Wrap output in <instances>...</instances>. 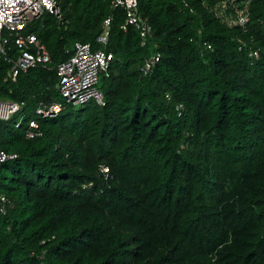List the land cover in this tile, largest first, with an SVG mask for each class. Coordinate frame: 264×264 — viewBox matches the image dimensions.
<instances>
[{
    "label": "trees",
    "instance_id": "obj_1",
    "mask_svg": "<svg viewBox=\"0 0 264 264\" xmlns=\"http://www.w3.org/2000/svg\"><path fill=\"white\" fill-rule=\"evenodd\" d=\"M138 1L153 28L144 45L111 0H59L61 18L32 27L52 68L5 80L11 63L0 58V98L25 102L30 119L62 100L55 67L74 43L103 48L115 16L104 105L65 104L38 119L35 138L17 115L0 120V147L18 154L0 168V264H264V0H253L247 31L202 1L194 12Z\"/></svg>",
    "mask_w": 264,
    "mask_h": 264
},
{
    "label": "built area",
    "instance_id": "obj_2",
    "mask_svg": "<svg viewBox=\"0 0 264 264\" xmlns=\"http://www.w3.org/2000/svg\"><path fill=\"white\" fill-rule=\"evenodd\" d=\"M193 1H202L209 12L228 28L247 31L253 0H181V8L194 12ZM111 9L123 11L124 22L120 28L128 31L133 26L143 45L152 36L153 28L140 13L138 0H111ZM49 13L61 18L59 0H0V58L11 63L5 80L16 81L20 73L32 68H52V57L47 45L32 30L33 24ZM114 19L112 13L103 21L102 33L97 37V43L103 48L94 49L90 42L77 41L74 43L73 54L55 67L59 78L56 88L61 94V101L41 102L33 110L35 116L29 119L28 114L23 112L25 102L0 98V120L9 121L17 115L16 127L26 121L27 137L35 138L42 135L38 119L58 116L65 104L80 106L95 100L104 105L105 94L98 84L102 75H109L111 62L115 58L113 53L105 49ZM249 56L252 61L257 60L260 58V50L251 49ZM160 57L159 53L147 57L141 67L142 74L147 75ZM17 157V153L0 147V168L6 161ZM6 200V196L2 195L0 214L6 213Z\"/></svg>",
    "mask_w": 264,
    "mask_h": 264
},
{
    "label": "rangeland",
    "instance_id": "obj_3",
    "mask_svg": "<svg viewBox=\"0 0 264 264\" xmlns=\"http://www.w3.org/2000/svg\"><path fill=\"white\" fill-rule=\"evenodd\" d=\"M101 78V77H100Z\"/></svg>",
    "mask_w": 264,
    "mask_h": 264
}]
</instances>
